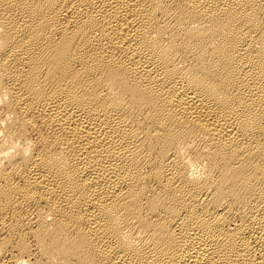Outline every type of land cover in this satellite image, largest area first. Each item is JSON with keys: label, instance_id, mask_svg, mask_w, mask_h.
Wrapping results in <instances>:
<instances>
[{"label": "bare ground", "instance_id": "obj_1", "mask_svg": "<svg viewBox=\"0 0 264 264\" xmlns=\"http://www.w3.org/2000/svg\"><path fill=\"white\" fill-rule=\"evenodd\" d=\"M0 264H264V0H0Z\"/></svg>", "mask_w": 264, "mask_h": 264}]
</instances>
